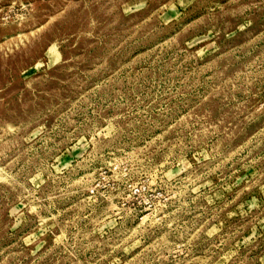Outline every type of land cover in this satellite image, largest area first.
Masks as SVG:
<instances>
[{"label":"rangeland","instance_id":"374dc122","mask_svg":"<svg viewBox=\"0 0 264 264\" xmlns=\"http://www.w3.org/2000/svg\"><path fill=\"white\" fill-rule=\"evenodd\" d=\"M0 264H264V0H0Z\"/></svg>","mask_w":264,"mask_h":264},{"label":"clouds","instance_id":"9594fccd","mask_svg":"<svg viewBox=\"0 0 264 264\" xmlns=\"http://www.w3.org/2000/svg\"><path fill=\"white\" fill-rule=\"evenodd\" d=\"M43 53H44V50L41 49V50H40V53H39L35 58H36V59H41V58H43Z\"/></svg>","mask_w":264,"mask_h":264}]
</instances>
